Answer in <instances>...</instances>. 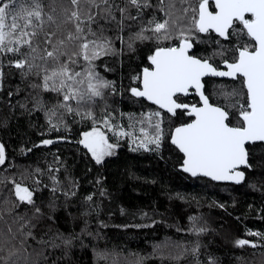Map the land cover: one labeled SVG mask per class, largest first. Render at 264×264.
Listing matches in <instances>:
<instances>
[{"label":"snow or ice","instance_id":"1","mask_svg":"<svg viewBox=\"0 0 264 264\" xmlns=\"http://www.w3.org/2000/svg\"><path fill=\"white\" fill-rule=\"evenodd\" d=\"M179 3L177 8V0H157L155 5L152 0H0V91L7 77L18 74L28 91L23 102L17 101L18 106L30 115L42 111L50 131H58L61 125L67 129L69 120L90 122V130L77 143L96 164H102L119 147L109 142L107 133L112 132L130 137L133 151L158 152L168 141L178 153L183 173L241 184L253 167V153L257 149L264 153V0ZM126 21L139 22L138 29L127 37L123 35L130 27ZM113 26L114 37L108 35ZM138 42H151L154 47L147 56L148 66L129 76L131 83L124 91L155 107L138 117L127 114L130 123L124 126L117 123L108 104V97L117 93L116 82L99 69L112 71L104 58L123 55L125 48L135 52ZM197 45L205 46L203 51ZM213 78H226L230 83H213ZM7 95L12 97L13 92ZM193 95L196 102L189 103L186 98ZM52 143L51 139L42 141L43 145ZM6 159V146L0 143V166ZM58 171L49 165L53 193L60 190L61 181L54 175ZM36 172L44 175L40 169ZM27 178H6L14 199L6 198L4 203L10 205L7 211L18 227L16 232L9 227L0 233V264H57L49 261L47 249L68 255L75 243L84 246L85 237L94 235L86 219L94 210V194L85 198L89 210L81 213L84 227L80 233L65 234L47 224L55 201L49 204L48 213L37 206L35 188L25 184ZM33 184L39 187L42 180L34 178ZM75 187L72 181L63 190L65 207L76 196ZM99 195L107 193L101 189ZM21 206H31V215L21 213ZM189 219L190 231L197 235L207 231L198 225V217ZM41 232V247L25 255L28 240H36ZM248 235L264 239L262 233ZM17 236L19 246L14 243ZM232 243L237 248L258 246L240 237ZM191 253L195 264H201L198 243ZM96 255L108 259L106 252ZM144 259L138 258L135 264H143ZM207 264L219 261L210 256Z\"/></svg>","mask_w":264,"mask_h":264},{"label":"trees","instance_id":"2","mask_svg":"<svg viewBox=\"0 0 264 264\" xmlns=\"http://www.w3.org/2000/svg\"><path fill=\"white\" fill-rule=\"evenodd\" d=\"M152 2L155 5L157 0ZM157 15L162 13L157 12ZM126 24L130 27L125 28V37L139 26L138 21H126ZM108 35H117L114 26ZM116 47L121 48L119 41ZM135 47V52L125 48L123 55L104 58L112 71L99 69L107 79L116 82L117 93L108 97V104L116 114L117 123L124 126L130 123L127 114L138 117L141 111L152 109L124 91L131 83L129 76L148 66L147 56L154 45L138 42ZM197 47L203 51L205 46ZM213 83L230 82L213 80ZM18 87L21 91L17 93ZM9 91L13 92L12 97L7 95ZM27 94L18 74L7 77L0 91V143L6 146L7 154L5 165L0 166V233H6L9 227L16 232L18 227L7 211L10 205L4 203L6 198L14 199L9 191L12 185L6 183V178L20 180L23 176L28 177L25 184L35 188L34 200L42 210L48 213L49 204L55 201V210L50 212L52 220L47 224L65 234L80 233L84 227L81 213L89 210L85 198L94 194V210L86 217L94 235L85 237L84 246L75 243L68 255L47 249L49 261L56 260L57 264H135L140 257L145 258L143 264H195L191 249L197 243L201 264H207L210 256L217 258L219 264H264V239L248 235L249 232L264 234V159L261 158L264 153L259 149L253 153V167L239 186L191 179L179 172L178 153L168 141L158 152L133 151L135 145L130 137H117L112 132L107 133L109 142L118 143L119 147L102 164H96L87 149L77 143L82 133L90 130V122L69 120L67 129L61 125L58 131H50L42 111L30 115L18 106L17 101L23 102ZM97 112L99 114V109ZM120 113L125 115L120 116ZM139 127L136 126L137 135ZM125 130L134 131L126 127ZM45 139L56 143L43 145ZM49 165L59 169L54 175L61 184L55 193L48 178ZM34 178L42 180L39 187L33 184ZM72 181L76 182L73 189L76 196L65 207L63 190H67ZM101 189L106 191V196L99 195ZM30 207L21 206L19 211L28 212ZM192 216L199 218L198 225L206 227V232L197 235L189 230ZM42 235L43 232L36 240H28L30 247L25 255L41 247L38 241ZM237 237L258 246L237 248L232 243ZM14 243L19 246V236ZM185 248L188 251L185 252ZM97 251L108 253V259H97ZM177 256L180 259L174 258ZM32 258L37 259L34 254Z\"/></svg>","mask_w":264,"mask_h":264},{"label":"water","instance_id":"3","mask_svg":"<svg viewBox=\"0 0 264 264\" xmlns=\"http://www.w3.org/2000/svg\"><path fill=\"white\" fill-rule=\"evenodd\" d=\"M213 79H216V80H227L226 78H213ZM144 102H146V103H148L149 105H151L149 102H147V101H144ZM151 106H153V105H151ZM153 107H155V106H153ZM187 118V117H186ZM53 143H56L55 141H53ZM52 143V144H53ZM171 145V144H170ZM47 146V145H46ZM172 146V145H171ZM174 147V146H173ZM178 171L179 172H181V173H183L182 172V170L180 169V166L178 167ZM184 175H186V176H188V177H190L191 179H200V178H202V179H205V180H208V181H210V182H212L213 184H220V185H233V186H239V185H241V184H234V183H232V182H218V181H212V180H210L209 178H207V177H191L189 174H187V173H183Z\"/></svg>","mask_w":264,"mask_h":264},{"label":"flooded vegetation","instance_id":"4","mask_svg":"<svg viewBox=\"0 0 264 264\" xmlns=\"http://www.w3.org/2000/svg\"><path fill=\"white\" fill-rule=\"evenodd\" d=\"M213 80H216V79H213ZM219 81H225V82H230V81H228V80H219ZM187 99V101L189 102V103H195L196 102V99H197V97H195L194 95L193 96H189L188 98H186ZM148 104V103H147ZM149 105V104H148ZM151 106V105H150ZM152 108H154L153 106H151Z\"/></svg>","mask_w":264,"mask_h":264},{"label":"rangeland","instance_id":"5","mask_svg":"<svg viewBox=\"0 0 264 264\" xmlns=\"http://www.w3.org/2000/svg\"><path fill=\"white\" fill-rule=\"evenodd\" d=\"M148 111V110H147ZM147 111H141V112H147Z\"/></svg>","mask_w":264,"mask_h":264}]
</instances>
